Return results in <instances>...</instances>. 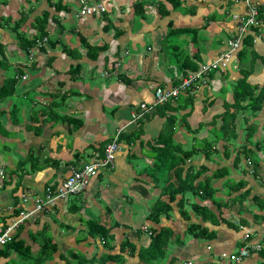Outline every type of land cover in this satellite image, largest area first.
I'll list each match as a JSON object with an SVG mask.
<instances>
[{
    "label": "crops",
    "instance_id": "crops-1",
    "mask_svg": "<svg viewBox=\"0 0 264 264\" xmlns=\"http://www.w3.org/2000/svg\"><path fill=\"white\" fill-rule=\"evenodd\" d=\"M137 1H142L143 7L138 8ZM174 1L178 2V7ZM174 1L88 0L89 3H105L107 11L79 17V0H0V43L5 46V54L13 67L24 71L18 91L0 103V127L4 128H0V169L6 172V178H0V235L13 219L20 218L22 210H35L32 201H23L24 194L44 196L47 187H59L73 167L102 159L104 150L101 146L111 141L116 132L121 130L130 134L139 129V120L134 121L133 114L140 110V104L154 101L159 85L173 87L184 75L177 69L180 65L178 54L175 56L172 51L185 49L200 66L212 62L229 49L232 34L241 26L242 17H246L249 10L246 0ZM252 1L259 9L264 6V0ZM162 8L169 14L164 16ZM32 14L35 15L33 18ZM45 15L52 43L45 44L44 49L36 46L30 53L25 52L12 35L16 32L14 24L24 17V26L31 19L25 31L22 26L20 29L33 36L39 32L37 19ZM6 18L12 21L8 22ZM260 19L262 23L255 32L254 59L241 63L236 53L227 69L212 70L196 83L192 92L194 106L181 110L176 126L175 142L185 145L186 151L187 147L206 144L200 141L206 140L210 130L215 137L219 135L214 129L219 127L216 120L223 122V112H214L213 107L218 98L225 100L233 94L234 99L244 69L250 71L249 82L260 88L264 86V17ZM173 28L191 30H178V33L173 32ZM170 32L171 38L168 37ZM98 47L102 49L94 56V48ZM169 49L171 53L168 54ZM2 56L0 53V58ZM78 65H81L80 69L76 68ZM7 74V70L0 67L1 83ZM14 97L20 101H15ZM198 100L203 103L200 108ZM228 102L226 100L224 105ZM157 109L146 114L149 117L135 142L121 143L113 169H100L83 193L56 199L50 207L34 211L14 229V237L19 234V239H24L35 254L40 249L38 238L43 240L40 234L47 226L62 251L65 242L73 239L76 243V238L86 233L87 225L80 219L82 217L112 226L113 252L120 251L125 239H130L137 247L148 246L147 237L151 235L141 227L153 225L148 216L165 185L164 178L162 182L159 178V183L153 171L157 154L152 153L151 147L160 144L157 138L167 120ZM171 113L175 112L169 111ZM185 114L187 118L183 120ZM218 140L214 141H226ZM79 152L82 158L77 156ZM216 153L220 152L211 151L210 157L205 154L204 160H211ZM232 156L223 152L224 159L230 160ZM262 157L259 155L260 161H263ZM219 159L214 157L213 161L220 163ZM238 170L243 177L238 178L230 168L225 176L226 179L234 177L246 181V189L243 187L234 196L252 189L248 195L252 193V198L247 197L248 209L245 207L247 201H230L234 203L232 207H237L232 211H238L241 218L238 224L232 222L237 227L224 221L218 225L208 221L206 225L215 231V238L203 241L195 236L188 237V224L197 218L192 204L198 201L214 208L213 201L192 197L186 204L190 219H186L175 203L171 218L164 217L159 226L169 225L177 234L181 233L185 244L177 243L170 249L176 248L174 252L185 260L172 258L176 255L173 253L164 264H195L194 259L201 256L206 257L208 264H261L264 261V256L259 253L263 250L252 253L242 262L231 259V254L243 244L246 229L252 240L262 243L264 249V208L258 203V200L264 201V185L258 189L244 177L253 174V170L245 172L243 167ZM214 183L218 188L216 197L228 199L224 181L220 187L218 181ZM219 191H222L221 195ZM255 196L258 197L256 201ZM74 204L80 207L79 210H73L78 207ZM256 214L262 217L258 219ZM199 222L204 221L200 218ZM83 243L90 248L95 243L101 251L105 247L99 238L92 236ZM4 246H0V251ZM22 249L13 250L10 256L0 253V264L26 263L20 253ZM98 254L101 255L100 251ZM57 259L58 256L52 263L66 264ZM129 260L131 264H145L129 254L121 264Z\"/></svg>",
    "mask_w": 264,
    "mask_h": 264
},
{
    "label": "trees",
    "instance_id": "trees-1",
    "mask_svg": "<svg viewBox=\"0 0 264 264\" xmlns=\"http://www.w3.org/2000/svg\"><path fill=\"white\" fill-rule=\"evenodd\" d=\"M2 1L6 2L7 0ZM173 3L178 7L177 1H174ZM136 6L138 8L143 7V2L137 1ZM162 9L164 10V13H162L164 16L169 14V11L166 8ZM263 13L264 6H261L260 17L262 19L264 17ZM25 19L26 18L24 17L20 18V20H18L13 26L14 30L17 33V37L19 38L18 43L25 52L30 53V51L36 46L44 49L45 44H48L49 42L52 43L48 30L49 25L47 15L39 17L37 19L36 26L39 32L33 36H30L20 29ZM6 21L10 22L12 21V19L6 18ZM258 28L260 27L251 26L249 32L246 34L242 41V44L238 51V56L241 63L252 61L254 59L255 52L253 50V46L255 45V32H258ZM178 30L184 32L186 30L190 31L191 29H172L173 32L177 31L179 33ZM171 32L168 35V37L170 38L172 36ZM235 36L236 35H234L233 37ZM53 43L55 45L56 42ZM173 46L176 47V45L174 44ZM4 48L5 46L0 43V53L3 54V56L0 58V67L6 69L8 72L4 82L1 83L0 81V103L5 99L13 96L18 91V84L20 83V80L24 74L23 69H15L13 67L14 64L6 56ZM178 48L179 47H177V49ZM101 49L102 48L100 47L94 48L95 54L93 55L97 56L98 52ZM169 53H171L170 49L168 50V54ZM172 53H174L175 56L178 54L180 65L177 69H179V72L181 71L184 74L183 76H181V78H179L180 80L177 79L175 81V86H180L182 83L181 79L190 75L191 73L199 72L202 66H200L198 62L193 59L190 53L185 49L181 50L180 52L174 50L172 51ZM76 68L80 69L81 65H78ZM211 72L213 71L211 70L207 73L204 72L201 77L196 78V81L192 83L190 88H188L187 91H183L178 98L158 105L157 111L160 112L161 115L166 116L167 120L163 132L160 133L159 137L157 138V141L160 144L151 147L153 151L152 153L157 154L156 161L153 166V171L156 178H161V182L162 178H164L163 182L165 183V185L164 188H162V194L158 197L148 216V218L153 222V225H145L144 227H141L142 229H144V231L148 232L151 235V241L148 246L137 247V245L130 239H125V241H123L120 245V251L113 252L114 245L112 244V239L114 238V234L111 231L112 226L92 219H84L80 217V219L83 220L87 225L86 233L79 235L76 238L77 246H73L66 251H60L59 243L55 241L54 235L51 234L52 231H49L50 228L45 226L43 228L44 231H42V233L40 234L43 240H40L38 238L40 249L37 253L33 254L32 247L26 245L24 239H19V234L16 235L11 242L5 244L0 253L6 256H10L13 250L18 251L23 247L20 253H22L26 260V263L23 262L24 264H49V261H54L57 256L59 260L64 261L66 264H121L126 260V254L138 257L139 262L145 264H162V261L169 258V250L172 246L177 243L183 246L186 241L185 239H183L181 233H176V230L173 227L169 225H159L162 223L164 217L171 218L175 203H177V205L181 208L182 213L184 214L186 219H190L191 214L189 212V209L186 208V204L194 196L199 197L202 201H206L209 199L212 200L214 208H211L208 205H203L198 201H195L192 204V208L194 209L197 218L196 220L188 224L186 231V235L188 237L195 236L200 240H209L215 238V231L209 229V227H207L206 225V222L208 221H211L217 225L221 224V222L224 221L228 222L229 225L237 227L236 224L232 223V221H230L227 217V213L232 212V205L234 203H230L228 199L225 200L223 198H217L216 192L218 188H216L212 182L213 179L217 177L227 176L229 174V167L214 169L212 170L211 174H207L204 178H202V176L206 174L211 169V167L203 163L200 168L196 169L193 164H189L188 162L189 157L194 155V153H199V151H201L202 149L204 150L205 154H208V157L211 156V151H220L217 148L211 150L210 146L213 145V143L210 146H208L209 143L208 145L203 144L199 147L197 146L194 149H188L186 151L181 145L175 142L176 126L178 124V117L181 110L186 109L190 106L191 108H193L194 97L192 92L194 89H196V83L202 79L203 75L205 76L206 74ZM243 72L244 76L239 80V83L235 88L233 102L226 103V110L221 114V117L223 119L222 124L214 129V132L219 131V135L216 136V139H226V143L230 139H236L238 137L239 117H242L246 122H248L250 120L248 111L252 110V112L257 113L258 111L261 112L264 109V86L260 88L258 85L252 84L248 80L250 71L244 69ZM184 94L186 95L184 96ZM172 110L175 113L169 114V111ZM148 117L149 115L147 117L145 115L139 120L140 125L138 130H135L130 134H126L122 131L119 141L121 143L125 141H128L129 143L135 142L136 139L141 136L143 131V123L147 120ZM186 118V114L182 116L183 120H185ZM214 123L216 124V121H214ZM261 129H264V124L261 125L258 121H253L252 123L246 124L247 140H249L250 143L254 144L256 148L248 147V145L245 144L244 154L250 163H254V175H257L260 167L258 151H264L262 146L264 144V134L260 137H258L257 135V133ZM109 142L110 140L103 146H101L104 152ZM224 147L225 149L228 148V144H225ZM229 154L231 155V151L229 152ZM77 156H81V158L83 157L81 152L77 153ZM237 161H239V159H237ZM248 167L250 166L247 162V164H245V167H243V171L250 172V169ZM174 178L175 180L172 181V179ZM245 183L246 181L244 179L236 180L234 177H228L224 181L223 186L227 188V194L232 197L231 200H233L234 202H242L247 199L248 195L250 194V189L242 191L235 196L234 194L241 191L245 186ZM254 199L256 201L258 197L255 196ZM258 203L261 204L260 208H264L263 200H258ZM74 205L75 207L78 206L77 204ZM79 208L80 207L78 206L73 210L77 211L79 210ZM255 217L259 219L260 217H262V215L256 214ZM200 218L204 222H199ZM89 236L99 238L103 246L108 248L107 251H105L100 256H98V253L89 255V251L83 250L81 247H79L78 245L83 243ZM262 250L263 251L259 253L264 256V249ZM261 264H264V261Z\"/></svg>",
    "mask_w": 264,
    "mask_h": 264
},
{
    "label": "built area",
    "instance_id": "built-area-1",
    "mask_svg": "<svg viewBox=\"0 0 264 264\" xmlns=\"http://www.w3.org/2000/svg\"><path fill=\"white\" fill-rule=\"evenodd\" d=\"M81 8L78 16L83 17L87 15H94L96 13H104L107 11V6L103 2L89 3L88 0H79ZM249 7L248 15L242 17V24L235 33V37L229 40V49L223 52L214 61L202 65L199 72L191 73L184 77L180 86L166 87L159 85L155 91V100L142 102L140 110H136L133 114V120L137 121L143 118L147 113L154 112L158 105L172 101L179 97L183 91L196 81V78L201 77L204 72H209L213 69H227L236 52L239 50L242 41L249 32L251 26H259L262 21L260 19V9L254 4L252 0H246ZM121 130L116 132L114 138L106 146L104 157L97 159L94 162L87 163L83 166L73 167L70 174L66 177L63 183L57 187H47L44 196H32L31 194H24L23 201H32L35 205V210H22L20 218L13 219L12 223L4 229L0 235V246L7 244L14 239V229L17 228L23 221L32 215L34 211L44 210L51 205L56 199H67L72 195L83 193L89 186L91 180L98 175L100 169H113L116 166V158L121 149V142L119 141ZM0 178H6L4 169H0ZM263 249L262 243H256L252 240L248 229L243 237V244L236 253L231 254V259L236 262H242L246 257L254 252Z\"/></svg>",
    "mask_w": 264,
    "mask_h": 264
},
{
    "label": "rangeland",
    "instance_id": "rangeland-1",
    "mask_svg": "<svg viewBox=\"0 0 264 264\" xmlns=\"http://www.w3.org/2000/svg\"><path fill=\"white\" fill-rule=\"evenodd\" d=\"M25 12V11H24ZM35 15L34 14H32V18L34 17ZM30 21H31V19L26 23L25 22V25L24 26H22V29L25 31V26H30ZM21 29V30H22ZM22 30V31H23ZM27 32V31H26ZM236 33V32H235ZM235 33H233L232 34V36H231V38H233V36L235 35ZM14 37H15V39H16V41L18 40L19 41V38L17 37V35H16V32H13V34H12ZM230 38V39H231ZM239 51V50H238ZM238 51L236 52V53H238ZM214 61V60H213ZM228 64H230V63H228ZM173 69H175V68H173ZM164 86V85H163ZM43 87V86H42ZM43 88H45V87H43ZM42 89V88H41ZM218 94H219V92H218ZM14 100L15 101H20L19 99H17V98H15L14 97ZM226 100H229L230 102H233V94H230V95H228V99H221V98H218V100L216 101V104L214 105V107H213V111L214 112H216V111H220V112H224L225 110H226V106L224 105V103H225V101ZM198 105H199V108H200V106L201 105H203V103H201V101L200 100H198ZM219 108H220V110H219ZM198 113V112H197ZM248 113H249V116H250V120L248 121V122H246L242 117H239V119H238V132H239V135H238V137L236 138V139H230L229 141H227V143H226V141L224 140V141H221V142H215L214 140L216 139V137H215V135L213 134V132L210 130V132L208 133V135H207V133H206V140L205 141H200V143H206V145H208V143H209V145L208 146H210L212 143H213V145H211L210 147H211V150L212 149H214V148H217L219 151H220V153H216L215 155H213V157L211 158V160H204V157H205V153H204V150L202 149V153H197V154H194L193 156H192V159L190 160L189 159V163L190 164H193L194 166H195V168L196 169H198V168H200L201 166H202V164L203 163H205V164H207V165H209L210 167H211V169L206 173V174H204L203 176H202V178H204L207 174H210L211 173V171H212V169H222V167H228L229 165V168L230 169H232L233 170V174H238V178H241V177H243V173L241 172V170L239 171L238 169L241 167V169H242V167H244V165L245 164H247V162H248V165L250 166V167H248L249 169H250V172L253 170V167H254V163L253 162H249V160H247V158L245 157V154H244V150H245V144H247L248 145V147H251V148H256L255 147V145L254 144H252V143H250L249 142V140H247V137H246V124H249V123H252L253 121H258L261 125L262 124H264V110H263V112H257V113H255V112H252V110L251 111H248ZM199 114V113H198ZM211 117H212V115H211ZM221 118V117H220ZM222 119V118H221ZM217 121V126H220L221 124H222V121L220 122V119L219 120H216ZM2 130H4V128L3 127H0ZM264 134V129H261L258 133H257V135H258V137H260L261 135H263ZM218 140V139H217ZM218 141H220V140H218ZM225 144H228V148H226V150H225V148H224V145ZM263 146V150H264V144L262 145ZM182 147H183V149L185 150V145H182ZM191 148H193V146L191 147H187V149H191ZM194 149V148H193ZM226 152V153H228V152H230L231 151V155H233L232 156V158L229 160V159H224L223 158V152ZM262 152H264V151H258V154L260 155V156H263L262 158H263V161H260V167H259V170H258V173H257V175H254V174H251V173H249V175H246V176H244L245 178H247V179H249L250 181H251V185H255V186H257L258 187V189H260V186L261 185H264V153H262ZM218 154H221V155H218ZM193 157H195V158H193ZM214 157H220V163L219 162H216L215 160L213 161V159H214ZM225 157H226V155H225ZM239 157V158H238ZM239 159V161H237V160H235V159ZM217 160V159H216ZM227 160V161H226ZM250 163V164H249ZM226 165V166H225ZM228 165V166H227ZM188 168V167H187ZM234 168V169H233ZM195 169V170H196ZM196 172V171H195ZM235 172V173H234ZM255 176H257V177H255ZM225 179H226V177L224 176V177H217V178H215V179H213V185L216 187V184L214 183V182H217L218 181V187H220L221 185H222V183H223V181H225ZM248 187V186H247ZM217 188V187H216ZM225 188V187H224ZM223 188V189H224ZM245 188V187H244ZM226 189V188H225ZM225 189H224V191H225ZM246 189V188H245ZM251 191H252V189H251ZM250 191V192H251ZM220 193V195H221V192L222 191H219ZM256 192V191H255ZM216 196H218L217 195V192H216ZM194 198H196V196H194ZM227 198H228V200L229 201H231V199L232 198H230V195H227ZM252 198V193H251V195L250 196H248V199L250 200ZM248 199H246L245 200V202L247 201V203L245 204V207H246V209H248L250 206H249V200ZM238 202V201H237ZM244 203V202H243ZM252 203V202H251ZM238 204V203H237ZM238 206V205H237ZM233 209L235 208V209H237V207H232ZM245 209V210H246ZM235 211V210H234ZM234 211H232V212H228L227 213V215H228V218H229V216L231 217L230 219H232V222H236L237 224L240 222V220H241V218L238 216V211L236 212V216H235V212ZM249 212V211H248ZM247 216H248V214H247ZM239 217V218H238ZM242 218H243V216H241ZM246 217V216H245ZM248 228V227H247ZM121 234V233H120ZM137 237V236H136ZM151 237H147V243H149L151 240ZM204 241V240H203ZM88 243H90V242H88ZM76 245V243H74L73 242V239L71 240V242H69V243H64V249H69L70 247H72V246H75ZM84 245H87V244H84V243H82L80 246H81V248L83 249L85 246ZM93 246H92V248H90L89 246H86L83 250H89L90 251V253H89V255H91V254H93V253H98L99 251H100V254H101V252H104V251H106V249H105V247H102V251H101V249H100V247H98L95 243L94 244H92ZM63 249V250H64ZM100 249V250H99ZM176 249V248H175ZM175 249H174V247L172 248V249H170L169 250V258L170 257H172L171 255L173 254V253H175L176 255H174L172 258H175V257H177V259H183V261L185 260V258L183 257V256H181V255H179L178 254V252H174L175 251ZM62 250V251H63ZM222 255H224L225 256V254H222ZM98 256H100L99 254H98ZM221 259V258H220ZM205 260V261H204ZM57 261H60L59 259H57ZM137 261V260H136ZM194 261H195V264H208L207 263V259H206V257L205 256H201V257H199V258H197V259H194ZM55 262V261H54ZM53 262V263H54ZM130 262H132L131 260H129L128 261V263H126V264H131ZM166 262H169V260L168 259H165L164 261H162V264H164V263H166ZM179 261H177V263H178ZM52 263V261H49V264H53ZM96 264H99V263H96ZM137 264H139V263H137ZM215 264H217V263H215Z\"/></svg>",
    "mask_w": 264,
    "mask_h": 264
}]
</instances>
